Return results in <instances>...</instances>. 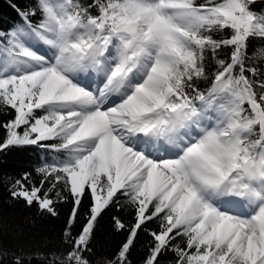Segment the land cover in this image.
Masks as SVG:
<instances>
[{
  "label": "snow or ice",
  "instance_id": "1",
  "mask_svg": "<svg viewBox=\"0 0 264 264\" xmlns=\"http://www.w3.org/2000/svg\"><path fill=\"white\" fill-rule=\"evenodd\" d=\"M9 6L0 153L47 154L9 198L70 205L36 264H264V0ZM109 213L121 239L105 251ZM8 256L32 264L0 241Z\"/></svg>",
  "mask_w": 264,
  "mask_h": 264
},
{
  "label": "trees",
  "instance_id": "2",
  "mask_svg": "<svg viewBox=\"0 0 264 264\" xmlns=\"http://www.w3.org/2000/svg\"><path fill=\"white\" fill-rule=\"evenodd\" d=\"M29 2L30 0H0V28L19 19L10 4L24 6ZM7 119L8 117H0V120ZM3 135L4 132L0 129V137ZM46 158L44 150L36 146L13 147L0 153V241L12 253L27 254L32 264L42 259L46 251L59 247L61 231L70 205H62L60 215L52 217L39 212L36 205L28 207L23 201H11L7 185L25 172H31L34 180L39 179L35 169ZM111 214L104 216L96 238L97 247L105 251L116 247L121 239L120 235L112 230ZM32 254H35V258ZM142 255V250L138 251L134 259L139 260ZM10 260L11 256L0 259V264H10Z\"/></svg>",
  "mask_w": 264,
  "mask_h": 264
}]
</instances>
